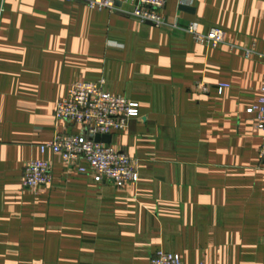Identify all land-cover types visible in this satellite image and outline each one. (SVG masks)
Listing matches in <instances>:
<instances>
[{
    "label": "crops",
    "instance_id": "obj_1",
    "mask_svg": "<svg viewBox=\"0 0 264 264\" xmlns=\"http://www.w3.org/2000/svg\"><path fill=\"white\" fill-rule=\"evenodd\" d=\"M115 4L0 0V264H149L158 251L264 264L261 138L246 112L264 75V0H166L161 28ZM190 23L222 28L225 43H196ZM100 79L138 103L108 143L139 161L135 184L68 171L40 150L55 132L82 133L55 121L56 104L74 82ZM199 80L208 93L192 89ZM31 159L52 161L51 185L23 188Z\"/></svg>",
    "mask_w": 264,
    "mask_h": 264
},
{
    "label": "built area",
    "instance_id": "obj_2",
    "mask_svg": "<svg viewBox=\"0 0 264 264\" xmlns=\"http://www.w3.org/2000/svg\"><path fill=\"white\" fill-rule=\"evenodd\" d=\"M81 2L91 9L117 11L115 0H66ZM132 6L131 16L140 22H149L161 28L168 24L161 14L166 0H123ZM2 11V8H0ZM176 27V24H172ZM196 43L217 48L225 43V32L222 28L213 26L205 32L197 31L193 23L186 27ZM233 47V46H230ZM253 53L252 48L244 49L248 58ZM104 79L96 82L76 81L71 86L69 95L59 100L54 111L55 121H65L78 124L81 134H64L55 132L52 139L40 144L41 152L50 150L59 158L60 163L68 171L87 173L99 181L112 182L117 187L135 184L139 181V161L112 145L96 142V135L113 134L127 128L131 119L139 115L138 103L121 95H114L105 90ZM227 83H218L214 88L221 93L228 88ZM192 89L205 94L211 86L203 80L196 81ZM254 116L256 128L260 132L258 168L264 170V75L260 87V97L256 105L246 109ZM87 164V167L84 166ZM53 163L50 160L31 159L23 167L22 186L35 191L39 186L51 185ZM149 264H184L179 254L169 251H158L150 258Z\"/></svg>",
    "mask_w": 264,
    "mask_h": 264
},
{
    "label": "water",
    "instance_id": "obj_3",
    "mask_svg": "<svg viewBox=\"0 0 264 264\" xmlns=\"http://www.w3.org/2000/svg\"><path fill=\"white\" fill-rule=\"evenodd\" d=\"M182 9H185V10H190V8H187L186 6H181ZM94 140L96 142H102V143H109L110 142V135L109 134H104V135H96L94 137Z\"/></svg>",
    "mask_w": 264,
    "mask_h": 264
}]
</instances>
